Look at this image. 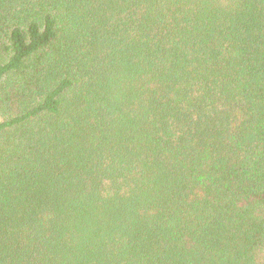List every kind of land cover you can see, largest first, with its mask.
Returning a JSON list of instances; mask_svg holds the SVG:
<instances>
[{
  "label": "trees",
  "instance_id": "1",
  "mask_svg": "<svg viewBox=\"0 0 264 264\" xmlns=\"http://www.w3.org/2000/svg\"><path fill=\"white\" fill-rule=\"evenodd\" d=\"M0 264H264V0H0Z\"/></svg>",
  "mask_w": 264,
  "mask_h": 264
}]
</instances>
